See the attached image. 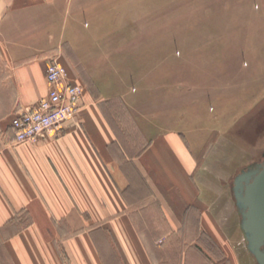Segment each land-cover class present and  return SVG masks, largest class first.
Here are the masks:
<instances>
[{"label":"crops","instance_id":"crops-1","mask_svg":"<svg viewBox=\"0 0 264 264\" xmlns=\"http://www.w3.org/2000/svg\"><path fill=\"white\" fill-rule=\"evenodd\" d=\"M58 1L0 0V264H163L166 247L149 231L169 241L198 230L223 249V215L232 207L240 218L230 189L258 150L231 154L223 120L215 127L202 111L162 127L145 114V94H118L131 120L119 128L69 76L84 87L76 117L38 144L14 142L12 119L47 93ZM190 252L180 264L194 262Z\"/></svg>","mask_w":264,"mask_h":264},{"label":"rangeland","instance_id":"rangeland-1","mask_svg":"<svg viewBox=\"0 0 264 264\" xmlns=\"http://www.w3.org/2000/svg\"><path fill=\"white\" fill-rule=\"evenodd\" d=\"M53 17L61 30L49 62L67 67L111 124H131L113 96L145 94V114L162 127L203 120L205 111L215 127L227 123L231 154L253 145L252 160L263 158L264 0H60ZM223 217L231 223L221 250L198 230L169 241L162 231L147 234L165 245L163 264H180L181 249L194 244L208 259L190 252V264H256L235 209Z\"/></svg>","mask_w":264,"mask_h":264},{"label":"built area","instance_id":"built-area-1","mask_svg":"<svg viewBox=\"0 0 264 264\" xmlns=\"http://www.w3.org/2000/svg\"><path fill=\"white\" fill-rule=\"evenodd\" d=\"M46 96L11 121L14 142L38 144L54 137L72 121L81 107L84 87L69 78L66 68L53 60L45 70Z\"/></svg>","mask_w":264,"mask_h":264},{"label":"water","instance_id":"water-1","mask_svg":"<svg viewBox=\"0 0 264 264\" xmlns=\"http://www.w3.org/2000/svg\"><path fill=\"white\" fill-rule=\"evenodd\" d=\"M232 191L247 251L264 264V160L239 173Z\"/></svg>","mask_w":264,"mask_h":264},{"label":"flooded vegetation","instance_id":"flooded-vegetation-1","mask_svg":"<svg viewBox=\"0 0 264 264\" xmlns=\"http://www.w3.org/2000/svg\"><path fill=\"white\" fill-rule=\"evenodd\" d=\"M264 160V156H263V158L262 159H259L258 161H256L253 165H255V164H257V163H261L262 161ZM252 166V165H251ZM250 167V166H249ZM248 167V168H249ZM242 231V230H241Z\"/></svg>","mask_w":264,"mask_h":264}]
</instances>
